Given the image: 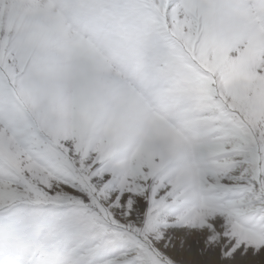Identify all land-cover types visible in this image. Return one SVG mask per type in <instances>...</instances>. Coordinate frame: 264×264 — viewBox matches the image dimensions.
<instances>
[{
	"label": "snow or ice",
	"instance_id": "1",
	"mask_svg": "<svg viewBox=\"0 0 264 264\" xmlns=\"http://www.w3.org/2000/svg\"><path fill=\"white\" fill-rule=\"evenodd\" d=\"M6 2L0 264H264V0Z\"/></svg>",
	"mask_w": 264,
	"mask_h": 264
},
{
	"label": "clouds",
	"instance_id": "2",
	"mask_svg": "<svg viewBox=\"0 0 264 264\" xmlns=\"http://www.w3.org/2000/svg\"><path fill=\"white\" fill-rule=\"evenodd\" d=\"M0 11H3L5 14H8L9 12H11V14L13 16L16 15V13L14 11H12V6L9 5L6 0H5V3L0 5Z\"/></svg>",
	"mask_w": 264,
	"mask_h": 264
}]
</instances>
